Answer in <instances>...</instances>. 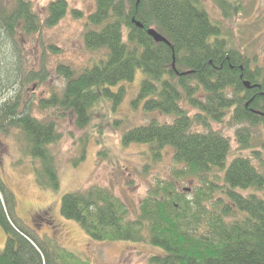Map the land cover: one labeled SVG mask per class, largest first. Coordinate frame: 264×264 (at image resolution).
Returning a JSON list of instances; mask_svg holds the SVG:
<instances>
[{"label": "trees", "instance_id": "16d2710c", "mask_svg": "<svg viewBox=\"0 0 264 264\" xmlns=\"http://www.w3.org/2000/svg\"><path fill=\"white\" fill-rule=\"evenodd\" d=\"M222 6L231 7L225 0ZM68 9L66 0L52 1L45 24L55 25ZM88 20L96 28L86 32V44L94 50L105 48L106 57L80 73L60 64L58 70L67 78L63 93L41 99V108L71 111L84 126L102 98L113 97L118 105L126 94L123 84L141 70L144 79L135 104L143 101L149 112L159 110L175 119L129 129L123 134L124 145L148 144L153 156L170 146L181 165L178 175L192 177L204 187L215 184L214 178L223 184H215L219 186L215 198L201 191L189 199L158 183L134 218L113 191L91 187L65 194L62 214L95 240L146 242L161 249L149 264H264V172L241 154L228 164L231 141L211 127L233 109L235 121L264 128V67L255 63L253 67L246 54L220 37V22L211 18L201 0H97ZM19 28L27 33L40 30L32 4L0 0V129L15 127L23 134L26 151L42 158L39 181L58 189L50 148L60 137L55 123L39 119L29 106L7 94L21 76L15 55L7 50ZM150 28L168 42H156L148 34ZM118 85L113 92L111 87ZM231 87L242 95L229 97ZM193 109L196 113L191 114ZM195 123L207 130H195ZM238 135L243 143L251 136L246 127ZM85 153L84 148L81 160ZM15 205L13 191L0 178V223L8 234L0 264H83L73 253L40 240L26 228L15 214Z\"/></svg>", "mask_w": 264, "mask_h": 264}, {"label": "rangeland", "instance_id": "374dc122", "mask_svg": "<svg viewBox=\"0 0 264 264\" xmlns=\"http://www.w3.org/2000/svg\"><path fill=\"white\" fill-rule=\"evenodd\" d=\"M28 1L41 28L33 33L19 28L9 41L8 53L15 55L21 76L16 87L7 94L23 107L29 106L39 119L55 123L60 137L50 148L55 157L59 188L39 181L38 172H44L42 158L26 151L23 134L15 127L9 126L6 131L0 129V178L15 195V214L40 240L48 239L53 245L66 249L83 264H149L150 258L160 254L161 249L146 242L91 238L77 221L62 214L63 196L91 187L108 188L126 203L134 218L142 200L158 183L170 187L172 194L182 192L194 199L201 191L215 198L219 189L215 184H223L222 180L214 178L215 184L209 182V188L192 177L178 175L181 165L174 160L170 146L165 147L161 155L153 156L148 144L124 145L123 134L129 129L153 120L172 123L175 119L174 115L159 110L149 112L143 101L135 104L144 79L141 70H137L132 81L123 84L126 94L118 105H114L113 97L102 98L91 108L84 126L78 124L71 111L54 107L42 109L41 99L49 98L52 93L62 94L66 86L67 78L58 70L60 64L69 65L80 73L105 58L107 50H94L85 41L86 32L96 28L89 24L88 18L95 12L97 0H66L68 12L53 26L45 22L49 4L55 0ZM201 1L211 18L220 22L223 28L220 37L246 54L253 67L255 64L264 67V0H225L231 6H226L227 10L223 9V0ZM127 33L126 30L125 39ZM120 86L111 89L116 92ZM228 94L235 98L242 92L231 87ZM183 105L190 107L185 102ZM194 113L196 110H191V114ZM232 113L233 109L222 122L211 123L212 129L231 141L227 163L241 154L264 172V128L235 121ZM243 127L248 128L251 135L246 143L241 142L238 135ZM194 129L206 131L207 127L195 123ZM84 148L86 153L81 160ZM7 238V231L0 223L1 250L6 247Z\"/></svg>", "mask_w": 264, "mask_h": 264}, {"label": "water", "instance_id": "95a60500", "mask_svg": "<svg viewBox=\"0 0 264 264\" xmlns=\"http://www.w3.org/2000/svg\"><path fill=\"white\" fill-rule=\"evenodd\" d=\"M136 25L139 27H143V25L140 22H136ZM147 31H148V34L151 37H153V39L156 42H166V43L168 42L167 39L162 34H160L158 31H156L154 28H150ZM245 85L248 88L252 87L248 81L245 82ZM0 153H1V147H0ZM52 264H55V263H52Z\"/></svg>", "mask_w": 264, "mask_h": 264}, {"label": "flooded vegetation", "instance_id": "af4514ba", "mask_svg": "<svg viewBox=\"0 0 264 264\" xmlns=\"http://www.w3.org/2000/svg\"><path fill=\"white\" fill-rule=\"evenodd\" d=\"M0 147L2 148V145H1V143H0Z\"/></svg>", "mask_w": 264, "mask_h": 264}]
</instances>
